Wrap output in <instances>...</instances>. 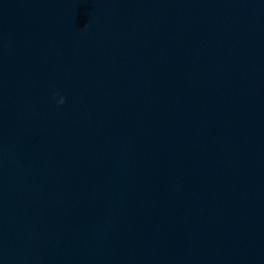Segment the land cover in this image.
Segmentation results:
<instances>
[{
    "label": "water",
    "instance_id": "obj_1",
    "mask_svg": "<svg viewBox=\"0 0 264 264\" xmlns=\"http://www.w3.org/2000/svg\"><path fill=\"white\" fill-rule=\"evenodd\" d=\"M0 264H264V0H0Z\"/></svg>",
    "mask_w": 264,
    "mask_h": 264
},
{
    "label": "clouds",
    "instance_id": "obj_2",
    "mask_svg": "<svg viewBox=\"0 0 264 264\" xmlns=\"http://www.w3.org/2000/svg\"><path fill=\"white\" fill-rule=\"evenodd\" d=\"M53 98L55 99V94H54ZM63 103H64V98L61 97V98L59 99V101H58V104H63Z\"/></svg>",
    "mask_w": 264,
    "mask_h": 264
}]
</instances>
